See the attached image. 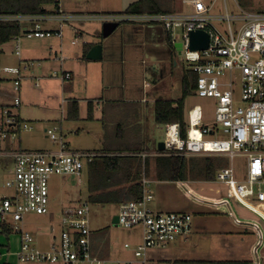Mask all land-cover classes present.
<instances>
[{
  "label": "built area",
  "instance_id": "1",
  "mask_svg": "<svg viewBox=\"0 0 264 264\" xmlns=\"http://www.w3.org/2000/svg\"><path fill=\"white\" fill-rule=\"evenodd\" d=\"M61 0H53L54 10L37 16L0 15V22L31 23L32 28L12 39L16 54H19L20 38L63 39V27L78 22L98 21L100 23L137 24L159 26L166 33L171 45L175 44L177 29L181 33L180 56L187 69L197 76L193 95L215 101L212 127L202 123L200 108L187 111L185 137L181 136L178 123L163 125V149L151 152L116 154L134 156L142 162L148 157H190L221 156L233 161L243 158L240 173L230 165L217 170L215 180L227 187L226 195L217 200L206 201L195 197L197 203H207L213 209L225 210L237 227L249 228L254 234L250 248L249 264H261L264 249V231L256 221L238 219L230 208L236 203L258 216L264 223V213L251 202H264V13H243L241 16L213 15L214 1L206 5L204 0H181V5L191 8V13L127 14L110 13L98 15L68 14L61 6ZM237 3V0H234ZM42 19L55 20L56 30H43ZM232 21L241 25L236 31ZM225 23V32L214 23ZM193 31H204L208 36L206 50L191 51L189 35ZM77 38L71 40L75 45ZM33 65L27 63L28 66ZM2 73L14 75L11 105L0 110V148L6 141L16 139L19 131L30 130L28 124L18 120L16 110L20 107L17 95L21 77L16 68H2ZM55 74L53 73V76ZM70 79L69 73L61 76ZM36 88L39 84L36 82ZM146 88L148 85L145 86ZM145 88V91H146ZM144 91V92H145ZM238 98L236 102L235 99ZM223 138H219V133ZM47 139L58 146L56 151L15 150L12 177L2 186L9 195L0 193V234L3 230L15 231L19 235L20 248L14 253L15 261L9 263V252H0V264H145L149 250L163 249L178 238L186 240L192 233V216L183 212H155L150 208L153 199L149 191L150 182L142 177L141 198L135 202L117 206L116 225L124 229L140 228L141 241L135 248L127 244L132 259L107 260L93 254L89 228V206L80 204L75 208L62 210L63 232L58 244L48 250L33 247L32 236L23 228L24 216L49 212L48 180L51 176L79 178L85 166L105 155L92 151H67L56 127L45 130ZM177 184L181 185L180 182ZM183 186V185H181Z\"/></svg>",
  "mask_w": 264,
  "mask_h": 264
},
{
  "label": "crops",
  "instance_id": "2",
  "mask_svg": "<svg viewBox=\"0 0 264 264\" xmlns=\"http://www.w3.org/2000/svg\"><path fill=\"white\" fill-rule=\"evenodd\" d=\"M137 1L61 0L60 6L68 14L98 15L120 13ZM176 2L177 0H171L170 5L166 4L165 7H171L174 12H177L175 11ZM47 10L50 15L54 6H48ZM92 22L93 24L84 23L79 29L81 32L84 28L89 29L90 33L96 36V40L85 41L81 49H72L71 53L66 54L65 57L61 54L58 57V52L52 50L53 44L49 39H29L22 36L18 55L12 40L2 45L0 69L12 66L10 68L18 69L21 77L17 94L21 104L15 111L18 120L34 125L33 127L30 126V130L19 131L16 139L6 141L0 148V155L11 158L13 150L7 151L11 147V142H15L16 150L56 151L58 146L47 139L45 134L43 136L45 130L51 127L57 128V133L61 136L67 151H92L105 155H116L154 151L153 148H148L151 143L157 147L160 141L153 142L154 134L152 131L155 128H162L163 130V125L155 122L154 104L158 100L175 101L180 97L181 77L186 70L180 64V50L174 47L177 42L171 45L166 33L159 26L137 24L120 25L122 28L119 29L118 33L115 32L107 39H103L102 28L101 31L99 28L100 22ZM40 26L43 30L53 31L58 28V23L55 20L42 19ZM68 26L72 27L73 24ZM21 27L25 31L32 28V24H21ZM62 40L59 42L61 43ZM97 44L103 45V58L97 61L86 60L88 51ZM32 62H36L38 65L34 66ZM27 63L33 65L25 69ZM51 71L55 74L54 76L49 75ZM64 73H69L70 79L62 80L61 76ZM2 74L7 76L4 77ZM36 74H40L43 89L37 95L29 98L26 95L27 90L37 77ZM13 78L14 75L0 71V110L11 105L15 95L11 87ZM34 85L35 89L39 88ZM146 85H148L147 88ZM21 89L22 92H20ZM174 106L175 104H173ZM21 133L29 134V136L21 140ZM22 146L24 148H21ZM153 162L150 160L148 163L147 177L148 180L156 179L154 188L156 193L157 190L164 195L169 193L168 187L160 186L165 182L174 184L180 193L181 187L185 193L187 192L185 188L190 192L192 191L188 188V180L185 182L178 181L183 185L181 186L177 184L178 182L156 178L155 163ZM97 166L99 167V165ZM87 168L86 165L84 169L87 170ZM149 191L153 196L149 206L155 212L179 211L188 213L189 206L184 202H189V204L199 208L212 210L219 216L213 224V233L225 235L233 229L250 230L246 227L235 226L225 210L213 209L205 203L224 196L204 197L198 196L192 191L195 197H201L205 202L197 203L189 199V194L186 193L187 195H182L184 201L167 195L168 200L166 204L162 205L155 200L158 199L157 196L160 193H153L150 186ZM230 208L238 219L248 221L236 215L233 203ZM206 226V224L194 223L192 217L191 236L196 233L208 232ZM52 231L53 228H50V232ZM251 235L254 236L253 232ZM102 243L100 238L95 237L93 233L91 234V249L94 255H98V248L99 251L101 247L105 248ZM192 243L195 245L194 241ZM253 243L254 237L248 245L246 256L237 260L225 261H247L250 263V248ZM53 244L50 242L49 247L47 245L41 250H48ZM213 249L214 246L207 248L205 254L201 256V247L195 246L193 250L189 251L192 259L186 260L224 261V259L214 256L224 255L223 250L219 247ZM175 250V255H181L184 251L178 247ZM167 254L169 256L157 255L153 259L164 263L173 260H185L171 256V251ZM261 254L260 262L264 264V249Z\"/></svg>",
  "mask_w": 264,
  "mask_h": 264
},
{
  "label": "rangeland",
  "instance_id": "3",
  "mask_svg": "<svg viewBox=\"0 0 264 264\" xmlns=\"http://www.w3.org/2000/svg\"><path fill=\"white\" fill-rule=\"evenodd\" d=\"M213 2V0H204L206 5ZM177 8L175 11L177 13H191L193 10L191 8H186L181 5V2L177 0L176 2ZM252 12V13H264V0H237V3L234 0H215L214 5L212 8L213 15H228L238 17L241 16L243 13ZM84 23H91L93 22H79L73 23V29L70 26L63 27V40L60 43L57 39L51 38L49 41L52 42L53 47L52 50L58 52V57L60 54L62 56H66V54H70L72 49H81L83 43L85 41L91 42L96 40V36L91 34L89 29L84 28L83 32L79 29L81 25ZM214 25L219 28L221 31L225 32V23L215 22ZM241 22L239 21H232L231 27L233 31H236ZM102 23H100V31ZM79 33V34H78ZM73 37L77 38V43L75 45H71L70 42ZM174 41L179 43L181 41V33L180 30L177 29L175 31ZM63 57V58H64ZM181 66L187 69V65L182 62L181 56L179 57ZM35 65H38L36 62H32ZM12 67V66H10ZM7 67V68H10ZM181 74V73H180ZM50 76H53V71L50 72ZM2 76L6 77L7 75ZM37 77L33 80V84L36 82L39 84V88L35 89L33 84L28 87L27 94L30 97L33 95H37L43 89V82L40 74H36ZM14 80V78H13ZM12 87V85H11ZM22 92V89L21 91ZM238 101V98L235 99ZM192 107H198L201 109L203 114L202 123L205 126L212 127L214 123V107L215 101L212 99L207 98H198L194 95H190L185 99L184 102V120L187 121V111ZM27 123V122H26ZM28 126L33 127V123H27ZM154 134V141L153 142H162L163 140V130L162 128H155L152 131ZM45 133H43L44 136ZM29 134L21 133L20 138L21 140L24 137H28ZM224 136L219 133V138H223ZM11 147L8 148L9 151L16 150L15 142H11ZM21 148H24L23 146ZM150 149H156V145L149 144ZM3 151V150H2ZM37 151V150H32ZM205 157H221V156H190L186 157V166L188 170V188L192 190L198 196L204 197H219L226 195L227 187L221 183H218L216 180L213 182H205V181H194L195 178L198 177L199 171V162L200 159ZM224 158V157H221ZM154 161L155 157H148L144 160L146 162V170L144 169V162L142 163V177L148 180L147 177V170H148V163L149 161ZM244 162L243 158H234L233 161L225 159L224 166H232L236 171V178L242 179L243 174L240 173L241 166ZM155 167V166H154ZM156 169V167H155ZM13 171V160L8 156L0 155V193L9 195V191L2 190V186L4 183L12 177ZM157 178V175H156ZM87 170H83L81 176L79 178L76 177H60V176H51L48 180V187H49V197H50V204H49V212L45 215H37L34 213L26 214L24 216V230L29 232L32 236V243L31 245L37 249H41L43 247L50 246V242L54 243L56 246L66 229L62 226V208H75L80 204H87L90 209L89 215V228L90 231L93 233L95 237H98L103 242L102 244L105 246L103 249L101 247L100 251L99 248L97 250L98 255L97 257L101 259L107 260H125V259H132L133 256L128 251V249L124 248V245L127 244L130 248H135L141 241V231L140 228H132V229H124L116 224L113 223L114 217L118 214V209L116 205H98L92 204L87 201L88 197V190H87ZM140 179V181H141ZM150 182L149 186L152 189L153 193L155 192V184L156 179L152 178L148 180ZM169 188V197H177L179 200L184 201L182 195L189 194V199L194 200L195 195L187 188V194L185 193L184 189L181 187V193L176 190L175 185L169 182H165L161 184L162 187ZM158 192L160 194H158ZM158 199L155 200L162 205L166 204L168 200V196L164 195L160 191L157 190ZM155 196V194H154ZM152 202V201H151ZM255 205L261 212L264 213V202H251ZM184 204L188 205V213L191 214L193 217L194 223L197 224H206L208 228V232L203 233H196L190 235L186 240L182 238H178L176 241L168 243L165 248L160 250H149V258L148 264H166V262L156 261L155 257L157 255L160 256H169L167 253H172L171 256H175L180 259H192L190 250H193L196 247H201L200 253L205 254L206 249L209 247H219L223 250L224 255H214L219 257L220 259L224 260H237L243 256H246L248 251V245L252 242L253 237L250 230H232L228 231L225 235L224 234H217L213 233V224L217 221V217H219L216 213L212 210L199 208L197 206L189 204V202H184ZM233 208L235 209V213L240 218H244L248 221L254 220L260 224L261 228L264 231V223L259 219L258 216L254 215L253 213L247 211L240 205L233 203ZM179 212V211H175ZM225 221V219H224ZM50 228H53V231L50 232ZM251 232V233H250ZM255 240V238H254ZM195 242V245L192 242ZM182 248L184 251L181 255H175V248ZM20 248V240L19 235L15 231H9L7 234H0V252H9L11 256L8 259L9 263H13L15 261L14 253H16ZM213 249V250H214ZM178 254V253H176Z\"/></svg>",
  "mask_w": 264,
  "mask_h": 264
},
{
  "label": "trees",
  "instance_id": "4",
  "mask_svg": "<svg viewBox=\"0 0 264 264\" xmlns=\"http://www.w3.org/2000/svg\"><path fill=\"white\" fill-rule=\"evenodd\" d=\"M138 0L130 4L120 13L156 14L173 13L171 0ZM53 5V0H0V15H31L37 16L48 12L47 7ZM23 33L18 22H0V54L3 44ZM197 76L189 69L182 73L181 95L175 101H156L154 104L155 122L160 125L178 123L181 136L185 137L186 123L184 120L185 99L193 95ZM173 104L175 106L173 107ZM135 153V152H133ZM225 158L205 157L200 159L197 181L213 182L218 169L224 166ZM142 161L134 156L99 157L87 165V201L98 205H116L135 202L141 198L140 179ZM99 165V167L97 166ZM156 175L159 180L170 182H185L188 180L186 158L156 157ZM146 170V162H144ZM9 230H3L7 234ZM167 264H249L247 261H201L173 260Z\"/></svg>",
  "mask_w": 264,
  "mask_h": 264
},
{
  "label": "water",
  "instance_id": "5",
  "mask_svg": "<svg viewBox=\"0 0 264 264\" xmlns=\"http://www.w3.org/2000/svg\"><path fill=\"white\" fill-rule=\"evenodd\" d=\"M122 27L117 23H103L102 24V38L107 39L113 33H118L119 29ZM208 46V36L204 31H193L189 35V49L191 51H202L206 50ZM176 49L180 50V43H177L174 46ZM103 45L97 44L94 45L86 54V60L97 61L103 58ZM166 100V99H164ZM157 149H163V143L159 142L157 144ZM116 217L113 219V223L116 224Z\"/></svg>",
  "mask_w": 264,
  "mask_h": 264
}]
</instances>
